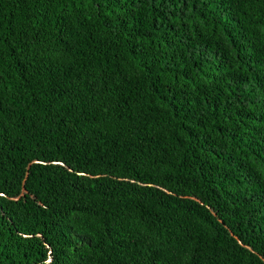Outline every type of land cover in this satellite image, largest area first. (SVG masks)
I'll use <instances>...</instances> for the list:
<instances>
[{"label": "trees", "instance_id": "1", "mask_svg": "<svg viewBox=\"0 0 264 264\" xmlns=\"http://www.w3.org/2000/svg\"><path fill=\"white\" fill-rule=\"evenodd\" d=\"M0 264H264V0H0Z\"/></svg>", "mask_w": 264, "mask_h": 264}]
</instances>
